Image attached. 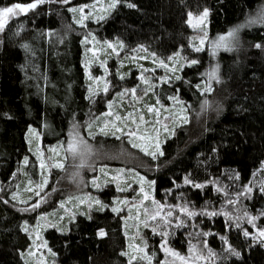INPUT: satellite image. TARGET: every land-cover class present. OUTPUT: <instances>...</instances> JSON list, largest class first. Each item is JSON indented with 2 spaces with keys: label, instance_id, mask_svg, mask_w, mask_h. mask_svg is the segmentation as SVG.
I'll use <instances>...</instances> for the list:
<instances>
[{
  "label": "trees",
  "instance_id": "1",
  "mask_svg": "<svg viewBox=\"0 0 264 264\" xmlns=\"http://www.w3.org/2000/svg\"><path fill=\"white\" fill-rule=\"evenodd\" d=\"M32 2L0 0V8ZM90 2L51 0L10 18L0 32V264H33L27 253L29 224L39 212L50 217L42 236L57 264H130L127 228L119 211H112L108 190L99 203H81L72 216L55 217L62 192L74 187L71 156H66L70 135L96 148L81 162L82 177L87 166L120 164L151 181L154 196L180 219L165 225L172 246L196 245L210 264H264V238L252 234L242 213L264 226V22L259 19L264 0H114L99 19L77 23L78 11L70 9ZM199 9L209 13L208 39L248 26L240 27L226 50L213 53L205 45L196 51L187 18ZM89 39L109 53H102L109 68H118L112 81L128 79L137 65L128 58L115 62L106 43L144 46L162 58L183 55L166 83L148 88L144 98L160 110L179 106L183 114L179 120L174 114L155 148L133 147L138 143L123 138L125 130L100 131L103 116H96L108 107L105 95L90 91L84 66ZM208 87L211 91H205ZM37 147L58 148L56 159L64 167L50 172L46 204L30 210L38 188L31 187L39 178ZM148 239L153 264L162 263L159 239L151 233Z\"/></svg>",
  "mask_w": 264,
  "mask_h": 264
},
{
  "label": "rangeland",
  "instance_id": "2",
  "mask_svg": "<svg viewBox=\"0 0 264 264\" xmlns=\"http://www.w3.org/2000/svg\"><path fill=\"white\" fill-rule=\"evenodd\" d=\"M114 4V0H92L89 4H82L77 9L83 8L84 11L81 13L78 11L80 21L86 19L97 20L106 10ZM205 9H199L188 14L187 22L191 29L193 49H203L206 45L209 51L217 53L221 49L228 48H216L215 44L218 38L208 39L207 36V17L201 19L202 13ZM207 10V9H206ZM10 19V18H9ZM8 19V20H9ZM258 20V19H257ZM191 21V23H189ZM226 36V35H225ZM221 37V36H220ZM203 39L204 43L201 44L200 40ZM236 40H231L234 43ZM87 53L86 61L84 66L86 74L90 80V91L93 96L100 94L101 97L107 99V109L99 116L102 117V128L107 129H119L125 130L122 135L123 138L134 137V141L138 144H147V146L156 147L158 144V136L162 130H167L171 122L175 119L174 114L179 120L183 114L180 111L179 106H174L172 109L165 107L160 110V106L147 105L144 98L147 94L148 88L155 84H160L168 80L167 74L175 70L177 61L183 58V55H175L169 57H159L153 52L149 51L144 46H137L134 48L123 49L118 42L106 43L104 48H110L111 53L116 58L115 62L122 59L128 58L136 66V68L128 73V79H117L112 81V72L118 70L117 67L110 69L108 66L107 57H103L102 53H106L105 49L103 52L95 48L97 43L95 40H87ZM109 44L113 47H109ZM107 45V46H106ZM111 61V59H109ZM163 62L166 67L161 66ZM149 64V65H148ZM118 65V64H117ZM94 68L96 74L91 71ZM94 74V75H93ZM121 78V77H120ZM147 81V83H145ZM107 85V91H104ZM135 89V93L131 91ZM123 93V95H121ZM119 96L118 101L115 97ZM95 99V97H94ZM111 105V107H109ZM127 109L123 117L119 116L121 110ZM149 108H153L154 111H149ZM119 117L120 119H117ZM135 133L131 135L130 133ZM33 135L38 138V134L34 131ZM80 138L78 135H70L66 146V156H71L70 164L74 168V176L70 178V182L74 187L71 190L62 192L63 198L56 202V209L59 215L56 213L55 217L63 218L65 216H72L74 214V208L78 207L81 203H85L87 207L96 201L101 200V194L103 191H109V197L112 199V206L117 208L121 216L123 217L125 227L127 228L128 237V251L131 253V264H153L152 256L147 252V246L152 243L148 239V233L156 236L159 239V247L163 252V260L160 264H210V260L206 257V254H202L199 251V247L196 245H190L185 250L176 248L169 243L168 233L165 230V225L168 227V223L175 221L179 222V216H176L173 208L154 196L153 186L149 179L140 174L133 168L123 167L120 164L116 166H109L104 164L102 166H92L88 168L87 172L82 177V172L78 174L83 167L82 161L86 160L88 156H91L92 150L96 151L95 147H90L87 144L81 146L83 156H73L68 151V146L72 143L74 138ZM80 139H83L82 137ZM86 141L85 139H83ZM87 142V141H86ZM90 148V151L88 150ZM61 153L58 148H51L50 152L42 150L37 147V176L38 180H33L32 188L37 187L36 198L32 206L28 209H36L43 204H46L48 196L46 184L49 180V175L52 168L63 162L60 159H56L57 155ZM72 161V163H71ZM43 164V167H42ZM82 165V166H81ZM99 166V167H98ZM103 169V171H101ZM76 176V177H75ZM143 178V180H141ZM30 181V180H29ZM79 181V183H77ZM81 182V183H80ZM95 182V183H93ZM30 188V187H29ZM143 188V191H141ZM123 189V191H121ZM147 194V199H145ZM50 195V192H49ZM230 199V198H229ZM127 201V203H124ZM39 205L38 207H35ZM163 207H160V206ZM186 209L184 206L179 207V211ZM185 212H188L185 211ZM222 212H228L224 207ZM159 213V215H157ZM171 213V215H169ZM244 217L247 218L248 222L252 227V234L259 237V231L264 230V226H259L260 222L254 215H247L242 212ZM156 219H152L153 216ZM48 213L39 212L35 218V221L29 224V231L32 234V243L27 253L33 260V264H57V262L51 257L49 247L46 244L45 239L42 236V229L46 226L51 225ZM255 218V219H253ZM174 222V223H176ZM167 233V235H163ZM46 245V246H45ZM163 245V247H162ZM165 248L170 251H165ZM142 250V251H141ZM178 253V256H174L171 253ZM136 257V259H132ZM150 257L151 259L141 258ZM179 257H184L181 260Z\"/></svg>",
  "mask_w": 264,
  "mask_h": 264
},
{
  "label": "snow or ice",
  "instance_id": "3",
  "mask_svg": "<svg viewBox=\"0 0 264 264\" xmlns=\"http://www.w3.org/2000/svg\"><path fill=\"white\" fill-rule=\"evenodd\" d=\"M45 2H51V0H33L32 3H28V4L15 3V4L11 5V6L0 8V32H2L4 30L9 18L18 16L20 14L27 13L29 10H34V9L37 8V6L39 4H42V3H45ZM63 2L64 3H68V0H63ZM111 6L114 7L115 5L113 4ZM129 6L130 7H134V5H129ZM70 11H73V12L80 11L81 13H83L84 9L83 8H80V9L73 8V9H70ZM208 14H209L208 10L205 9L204 12L202 13L201 19L207 17ZM189 15H191V14H189ZM259 19H260L261 22H264V10H262L261 13L259 14ZM256 22H257L256 20H249L248 24H253V23H256ZM77 23H82V20L81 21H77ZM189 23H191V21H189ZM245 26H248V25L247 24L246 25H241L238 28H234L231 31H229L227 36L219 37L218 41L215 44V47L216 48H221V47L228 48L231 40H234L237 37V33L240 30V27H245ZM200 43L203 44L204 40L201 39ZM25 47H27V46H25ZM109 47H113V45L109 44ZM256 47L259 48L261 46L259 44H257ZM195 50L196 51H201L202 49L201 48H196ZM191 63L195 64V63H197V61L193 60V61H191ZM161 66L166 67V65H164L163 62H161ZM212 76L215 77V73H213ZM177 79H179V77H177ZM145 83H147V81H145ZM104 91H107V85L105 86ZM131 91L133 92V94L135 93V89H132ZM205 91H211V88L208 87V88L205 89ZM121 95H123V93H121ZM170 99H176V98H170ZM109 107H111V105H109ZM149 111H154V109L153 108H149ZM117 119H120V118L117 117ZM184 122L185 123L188 122L186 118L184 119ZM106 127H107V125H105V128ZM105 128L100 129V131L102 133H104V134H107V132L105 131ZM117 131H119V129H117ZM114 134L115 133H113V135ZM89 135H92V133H89ZM131 135H135V133L134 132L130 133V136ZM82 145L87 148L86 141L76 137V138L73 139L72 143L69 144L68 151H70L74 157L75 156H83V152L81 151V146ZM133 147H141V145L134 143ZM88 150L90 151V148ZM145 151H146V149H145ZM149 154L152 155V156L156 155V153H154V152L153 153H149ZM25 163H27V158H25ZM55 166L58 167V168H63L64 167V165L60 164V163L56 164ZM42 167H43V164H42ZM101 171H103V169H101ZM141 180H143V178H141ZM186 182L187 183H191V181H188L187 179H186ZM93 183H95V182H93ZM196 187H200V185H196ZM121 191H123V189H121ZM141 191H143V188H141ZM249 191H250V189H249ZM147 198H148L147 194H145V199H147ZM96 203H99V201H96ZM124 203H127V201H124ZM38 206L39 205H36L35 207H38ZM160 207H163V206L161 205ZM112 211L115 212V211H118V209L117 208H113ZM182 211H187V209H182ZM157 215H159V213H157ZM169 215H171V213H169ZM188 215L191 216V215H194V213L188 212ZM212 215H215V213H212ZM152 219H156V216L154 215L152 217ZM253 219H255V218H253ZM249 222H251V221H249ZM25 231H27V228H25ZM99 235L100 236H104L105 235L103 230H101L99 232ZM163 235L166 236L167 233H163ZM244 235L248 236L249 233L247 231H245ZM258 238H264V230L259 231V237ZM222 239H225V238L222 237ZM162 247H163V245H162ZM229 250L232 251L237 256L240 255L239 252H235V250L231 248V245H229ZM165 251H170V250L165 248ZM171 254L174 255V256H178L179 255L178 253H174V252L171 253ZM125 255H127V253H125ZM141 258L142 259L143 258H147L149 260L151 259L150 257H141ZM179 258L181 260L184 259V257H179ZM132 259H136V257H133ZM130 264H131V262H130Z\"/></svg>",
  "mask_w": 264,
  "mask_h": 264
}]
</instances>
